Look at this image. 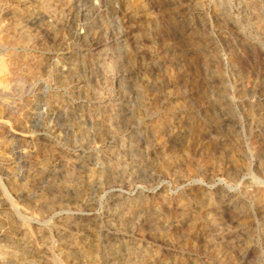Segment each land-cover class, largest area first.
I'll use <instances>...</instances> for the list:
<instances>
[{
    "label": "rangeland",
    "instance_id": "obj_1",
    "mask_svg": "<svg viewBox=\"0 0 264 264\" xmlns=\"http://www.w3.org/2000/svg\"><path fill=\"white\" fill-rule=\"evenodd\" d=\"M263 63L264 0H0V264H264Z\"/></svg>",
    "mask_w": 264,
    "mask_h": 264
},
{
    "label": "bare ground",
    "instance_id": "obj_2",
    "mask_svg": "<svg viewBox=\"0 0 264 264\" xmlns=\"http://www.w3.org/2000/svg\"><path fill=\"white\" fill-rule=\"evenodd\" d=\"M21 1V0H20ZM36 1V0H35ZM38 3V2H37ZM130 3V2H129ZM40 4V3H39ZM134 5V4H133ZM38 7V6H37ZM134 7V6H133ZM44 8V7H43ZM24 11V10H23ZM145 12V11H144ZM139 13V12H138ZM27 14V13H26ZM140 14V13H139ZM30 17H31V15H30ZM140 17V16H139ZM143 17V16H142ZM141 17V18H142ZM21 20V19H20ZM35 20V19H34ZM19 21V20H18ZM28 23V22H27ZM190 23V22H189ZM192 23V22H191ZM48 24V23H47ZM185 25V24H184ZM25 26V25H24ZM19 27V26H18ZM23 26H21V28H22ZM44 29V28H43ZM184 29V28H183ZM17 30V29H16ZM45 30V29H44ZM53 30V29H52ZM53 32V31H52ZM185 32V31H184ZM187 32V31H186ZM22 33V32H21ZM24 33V32H23ZM27 33V32H26ZM46 33V32H45ZM50 33V32H49ZM25 34V33H24ZM91 34V33H90ZM184 34V33H183ZM190 35V34H189ZM32 37V36H31ZM84 39V38H83ZM29 47V46H28ZM241 47V46H240ZM27 48V47H26ZM242 48V47H241ZM164 50V49H163ZM252 50V49H251ZM168 52V51H167ZM161 53V52H160ZM242 53V52H241ZM247 53V52H246ZM245 53V54H246ZM235 55H236V53H234ZM243 54V53H242ZM244 55V54H243ZM158 56V55H157ZM164 57V56H163ZM246 58V57H245ZM251 58V57H250ZM156 59H157V57H156ZM252 59H254V58H252ZM257 60V59H256ZM259 60V59H258ZM232 61V60H231ZM243 62V61H242ZM159 63V62H158ZM241 63V62H240ZM257 63V62H256ZM168 64V63H167ZM262 64V63H261ZM264 64V63H263ZM158 65V64H157ZM166 65V64H165ZM158 67V66H157ZM163 67V66H162ZM159 68V67H158ZM166 69V68H165ZM70 70V69H69ZM160 70V69H159ZM168 70V69H167ZM261 70V69H260ZM73 77V76H72ZM261 77V76H260ZM157 81H160V80H157ZM148 82V81H147ZM172 83V82H171ZM150 85H151V83H150ZM147 86H149V85H147ZM166 88V87H165ZM145 91V90H144ZM163 95V94H162ZM169 95V94H168ZM172 96V95H171ZM162 97V96H161ZM176 98H177V96H176ZM173 99V98H172ZM170 100V99H169ZM221 106V105H220ZM220 110V109H219ZM164 113V112H163ZM164 116V115H163ZM172 116V115H171ZM177 117V116H176ZM229 118V117H228ZM170 119V118H169ZM155 120V119H154ZM175 120V119H174ZM177 120H178V118H177ZM180 120V119H179ZM161 121H162V119H161ZM167 121V120H166ZM170 121H171V119H170ZM231 121V120H230ZM155 122V121H154ZM177 121H175V123H176ZM165 123V122H164ZM228 123V122H227ZM233 123V122H232ZM177 124V123H176ZM180 124V123H179ZM154 125V124H153ZM156 125V124H155ZM164 125V124H163ZM165 126V125H164ZM231 126V125H230ZM233 126V125H232ZM145 127V126H144ZM168 129H171V125L170 124H167V126H166ZM166 128V129H167ZM106 129V128H105ZM151 129V128H150ZM155 129V128H154ZM157 131H162V128L161 127H157V129H156ZM226 130H227V128H226ZM150 131V130H149ZM152 131V130H151ZM191 131V130H190ZM102 132V131H101ZM110 132V131H109ZM147 132V131H146ZM176 132V131H175ZM233 132V131H232ZM153 133V132H152ZM183 133V132H182ZM191 133V132H190ZM223 135V134H222ZM259 137V136H258ZM261 138V137H260ZM260 138H259V140H260ZM160 144V143H159ZM176 144V143H175ZM260 145V144H259ZM151 147V146H150ZM159 147V146H158ZM219 148V147H218ZM159 149V148H158ZM254 149V148H253ZM160 150V149H159ZM259 151V150H258ZM151 152V151H150ZM264 153V152H263ZM258 156H259V154H258ZM183 157V156H182ZM181 157V158H182ZM262 157V156H261ZM1 158V157H0ZM219 158V157H218ZM221 158V157H220ZM263 158V157H262ZM259 159V158H258ZM164 160V159H163ZM178 160V159H177ZM183 160V159H182ZM4 161V160H3ZM6 161V160H5ZM260 161H261V158H260ZM165 162V161H164ZM262 162V161H261ZM175 163V162H174ZM264 164V163H263ZM165 164L163 163V166H164ZM183 165V164H182ZM162 166V165H161ZM184 166V165H183ZM263 166V165H262ZM168 167V166H167ZM170 167V166H169ZM171 168V167H170ZM175 168V167H174ZM167 169V168H166ZM259 169V168H258ZM257 169V170H258ZM162 170V169H161ZM165 170V169H164ZM163 170V171H164ZM171 170H172V168H171ZM10 171V170H9ZM40 171V170H39ZM72 172V171H71ZM74 172V171H73ZM72 172V173H73ZM113 172V171H112ZM166 172H167V170H166ZM3 173V172H2ZM171 173H174V172H171ZM259 173H261V172H259ZM8 174V173H7ZM10 174V173H9ZM40 174H41V172H40ZM39 174V175H40ZM37 175V174H36ZM76 175V174H75ZM82 175V174H81ZM9 176V175H8ZM40 176H42V175H40ZM86 176V175H85ZM71 179V178H70ZM73 179V178H72ZM79 179V178H78ZM85 179V178H84ZM81 180V179H80ZM83 180V179H82ZM90 180V179H89ZM67 181V180H66ZM76 181H77V179H76ZM84 181V180H83ZM87 181V180H86ZM91 181V180H90ZM89 181V182H90ZM80 183V182H79ZM257 183V182H256ZM68 185V184H67ZM252 185V184H251ZM63 186V185H62ZM54 187V186H53ZM64 187V186H63ZM88 187V186H87ZM91 187V186H90ZM245 188V187H244ZM249 188V187H248ZM263 188H264V186H263ZM74 189V188H73ZM247 189V188H246ZM57 190H58V188H57ZM80 190V189H79ZM257 190H258V187H257ZM3 191V190H2ZM244 191V190H243ZM82 192V191H81ZM253 192V191H252ZM65 193V192H64ZM86 193V192H85ZM84 193V194H85ZM251 193V192H250ZM250 193H248V194H250ZM198 194V193H197ZM1 195V194H0ZM4 195H6L5 193H4ZM253 195H254V193H253ZM75 196V195H74ZM77 196V195H76ZM239 196V195H238ZM241 196V195H240ZM248 196V195H247ZM261 196V195H260ZM7 197V196H6ZM159 197V196H158ZM45 198H47V196L45 197ZM55 198V197H54ZM59 198V197H58ZM157 198V197H156ZM165 198V197H164ZM219 198V197H218ZM235 198V197H234ZM240 198V197H239ZM238 198V199H239ZM259 198V197H258ZM2 199V198H1ZM7 199H8V197H7ZM43 199V198H42ZM49 199V198H48ZM53 199V198H52ZM60 199H61V197H60ZM257 199V198H256ZM9 200V199H8ZM76 200V199H75ZM78 200V199H77ZM74 201V200H73ZM130 201V200H129ZM160 201V200H159ZM163 201V200H162ZM181 201V200H180ZM253 201V200H252ZM261 201H263V199L261 198ZM10 202V201H9ZM44 202V201H43ZM50 202H51V200H50ZM72 202V201H71ZM203 202V201H202ZM205 202V201H204ZM246 202V201H245ZM137 203V202H136ZM195 203H197V202H195ZM228 203V202H227ZM233 203H234V201H233ZM249 203H250V201H249ZM54 204V203H53ZM161 204V203H160ZM186 204H187V202H186ZM185 204V205H186ZM203 204V203H202ZM235 204V203H234ZM264 204V203H263ZM9 205V204H8ZM10 205H11V203H10ZM50 205V204H49ZM162 205V204H161ZM181 205V204H180ZM204 205V204H203ZM211 205V204H210ZM222 205V204H221ZM249 205V204H248ZM44 206V205H43ZM178 206V205H177ZM197 206V205H196ZM213 206V205H212ZM160 208H161V206H159ZM166 207V206H165ZM175 207V206H174ZM200 207V206H199ZM202 207V206H201ZM250 207V206H249ZM44 208V207H43ZM157 208V207H156ZM163 208V207H162ZM186 208V207H185ZM214 208V207H213ZM244 208V207H243ZM246 208V207H245ZM259 208V207H258ZM250 209V208H249ZM248 209V210H249ZM14 210H16L17 211V208L15 209L14 208ZM43 210V209H42ZM48 210H49V208H48ZM201 210V209H200ZM226 210V209H225ZM237 210V209H236ZM15 211V212H16ZM50 211V210H49ZM178 211V210H177ZM182 211V210H181ZM190 211V210H189ZM195 211V210H194ZM202 211V210H201ZM19 212V211H18ZM18 212H17V214H18ZM233 212V211H232ZM247 212V211H246ZM165 213V212H164ZM167 213H168V211H167ZM167 213H165V214H167ZM185 213V212H184ZM223 213V212H222ZM261 213V212H260ZM16 214V215H17ZM24 214V213H23ZM190 214V213H189ZM235 214H237V213H235ZM172 215V214H171ZM181 215V214H180ZM226 215H228V214H226ZM240 215H241V213L239 214V217H240ZM242 215H243V213H242ZM197 216H198V214H197ZM15 217V216H14ZM17 217V216H16ZM160 217H161V215H160ZM228 217V216H227ZM243 217V216H242ZM13 218V217H12ZM174 218V217H173ZM199 218V217H198ZM238 218V217H237ZM249 218V217H248ZM24 219V218H23ZM23 219H19V217H18V221H20L21 223H24L23 222ZM68 219V218H67ZM172 219V218H171ZM200 219H202V218H200ZM217 219V218H216ZM229 219V218H228ZM9 220V219H8ZM73 220V219H72ZM82 220V219H81ZM166 220V219H165ZM170 220V219H169ZM3 221V220H2ZM66 221V220H65ZM87 221V220H86ZM175 221V220H174ZM179 221V220H178ZM201 221V220H200ZM203 221V220H202ZM12 222V221H11ZM16 222V221H15ZM72 222H74V221H72ZM204 222V221H203ZM234 222V221H233ZM62 224H64V223H62ZM168 224V223H167ZM186 224H188V223H186ZM203 224V223H202ZM88 225V224H87ZM161 225V224H160ZM213 225V224H212ZM79 226V225H78ZM77 226V227H78ZM155 226V225H154ZM182 226V225H181ZM191 226V225H190ZM196 226V225H195ZM221 226V225H220ZM244 226H245V224H244ZM87 227V226H86ZM183 227V226H182ZM199 227V226H198ZM25 228V227H24ZM166 228H167V226H166ZM196 228V227H195ZM212 228V227H211ZM18 229V228H17ZM73 229V228H72ZM91 229V228H90ZM169 229V228H168ZM223 229V228H222ZM25 230V229H24ZM27 230V229H26ZM95 230V229H94ZM224 230V229H223ZM194 231V230H193ZM207 231V230H206ZM225 231V230H224ZM5 232V231H4ZM27 232H29V231H27ZM92 232V231H91ZM156 232V231H155ZM196 232V231H195ZM198 232V231H197ZM89 233H90V231H89ZM95 233V232H94ZM201 233V232H200ZM28 234V233H27ZM155 234V233H154ZM159 234V233H158ZM170 234V233H169ZM213 234V233H212ZM211 234V235H212ZM217 235V234H216ZM224 235V234H223ZM85 236H87V235H85ZM158 236V235H157ZM160 236V235H159ZM182 236V235H181ZM191 236H192V234H191ZM219 236H220V234H219ZM225 236V235H224ZM10 237V236H9ZM15 237V236H14ZM195 237V236H194ZM202 237V236H201ZM3 238H4V236H3ZM16 238V237H15ZM154 238V237H153ZM198 238V237H197ZM205 238H207V237H205ZM215 238V237H214ZM228 238V237H227ZM226 238V239H227ZM93 239V238H92ZM91 239V240H92ZM158 239V238H157ZM174 239V238H173ZM178 239H180L179 237H178ZM183 239V238H182ZM187 239V238H186ZM194 239V238H193ZM225 239V238H224ZM93 240H95V239H93ZM162 240V239H161ZM202 240V239H201ZM176 241V240H175ZM178 241V240H177ZM183 241V240H182ZM185 241V240H184ZM237 241V240H236ZM30 242V241H29ZM96 242V241H95ZM166 242H168V241H166ZM201 242V241H200ZM246 242V241H245ZM8 243H9V245L10 244H12L13 242H11V241H8ZM7 243V244H8ZM86 243V242H85ZM198 243V242H197ZM196 242L194 243V244H197ZM222 243V242H221ZM233 243V242H232ZM248 243V242H247ZM69 244V243H68ZM184 245H185V243H183ZM217 244V243H216ZM33 245H35V244H33ZM84 245V244H83ZM166 245V244H165ZM169 245V244H168ZM246 245V244H245ZM15 246H17V245H15ZM15 246H13V247H15ZM64 246H66V245H64ZM71 246V245H70ZM167 246V245H166ZM180 246V245H179ZM191 246V245H190ZM216 246V245H215ZM10 247H12V246H10ZM28 247V246H27ZM86 247V246H85ZM95 247V246H94ZM169 247H170V245H169ZM181 247V246H180ZM191 247H194V245L193 246H191ZM213 247V246H212ZM241 247V246H240ZM5 248V247H4ZM182 248V247H181ZM184 248H185V246H184ZM215 248V247H214ZM19 249H21V254L18 256V255H16V254H13V253H11V252H7V251H3L2 250V254L3 255H5V257H7L9 260H11V261H13V262H17V261H20V260H23V256L25 255L24 253H25V249L26 248H24V244L23 243H20V245H19ZM187 249V248H186ZM203 249V248H202ZM212 249V248H211ZM243 249V248H242ZM67 250V249H66ZM78 250V249H77ZM83 250V249H82ZM185 250V249H184ZM214 250V249H213ZM192 251H195V250H192ZM15 252V251H14ZM222 252H224V251H222ZM235 252V251H234ZM241 252V251H240ZM95 253V252H94ZM213 253H215V252H213ZM27 254V253H26ZM232 254V253H231ZM237 254V253H236ZM76 255V254H75ZM81 255V254H80ZM149 255V254H148ZM222 255V254H221ZM235 255V254H234ZM77 256V255H76ZM233 256V255H232ZM41 257V256H40ZM97 257V256H96ZM217 257V256H216ZM85 258H87V257H85ZM94 258V257H93ZM112 258V257H111ZM206 258V257H205ZM230 258V257H229ZM236 258V257H235ZM66 259V258H65ZM73 259H75V258H73ZM90 259V258H89ZM231 259V258H230ZM28 260V259H27ZM30 260V259H29ZM94 260V259H93ZM220 260V259H219ZM24 261V260H23ZM35 261H36V258H35ZM180 261V260H179ZM210 261V260H209ZM218 261V260H217ZM233 261V260H232ZM172 262V261H171ZM224 262V261H223ZM227 262V261H226ZM25 263H26V260H25ZM86 263V262H85ZM94 263V262H93ZM124 263V262H123ZM231 263V262H230ZM27 264V263H26ZM37 264V263H36ZM73 264V263H72ZM75 264V263H74ZM127 264V263H126ZM201 264V263H200ZM212 264V263H211Z\"/></svg>",
    "mask_w": 264,
    "mask_h": 264
}]
</instances>
